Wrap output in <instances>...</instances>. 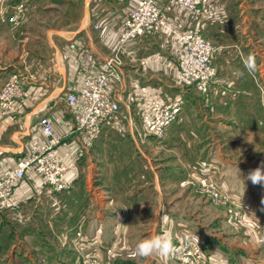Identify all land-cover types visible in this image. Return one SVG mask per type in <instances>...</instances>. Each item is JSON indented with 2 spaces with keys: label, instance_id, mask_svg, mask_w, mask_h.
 <instances>
[{
  "label": "rangeland",
  "instance_id": "374dc122",
  "mask_svg": "<svg viewBox=\"0 0 264 264\" xmlns=\"http://www.w3.org/2000/svg\"><path fill=\"white\" fill-rule=\"evenodd\" d=\"M181 3L180 0H172L173 8L177 14L188 16L187 21L183 23L182 27L184 28L168 31V28L163 27L161 20L150 28V32H143L137 37L127 38V41L123 43L120 40L121 30L124 27L127 12L119 33L117 50L110 57L114 58L122 69L121 65L127 61L124 53L127 52L129 44L137 42L141 36L153 34L158 36L162 49L173 55L172 63L174 64L167 66V63H163L162 67L161 64L155 63V66L147 65L144 72L141 69L139 72L161 76L167 79L170 84L183 87L184 90L195 96L209 118L223 119L221 123L213 121L214 127L210 129L211 134L203 138L207 141L211 140L208 137H213L217 141L213 151L212 149L207 150L212 156L207 157L206 154L204 159H207L208 162L214 160L211 162L212 164H219V159L226 162L224 165L221 164L218 169L212 167L209 171L205 169V171L197 173L187 172L189 165L186 163V156H182L181 149L166 148L164 144H160L164 142L167 130L163 137L158 138L146 128V120H144V116L151 115V107L154 102L171 105L174 101L162 102L154 97L157 95L156 92L149 91V89L137 95L142 101L148 103L147 109L144 108L145 111L140 116L139 123H133L134 126H137L135 128L136 136L147 163L142 166L143 174L147 176L150 172L151 174L159 173L168 162L170 164L178 163L184 168L185 177L176 180L173 184H169L166 179L159 177L157 179L158 191L150 200L149 197L146 198L148 201L144 202L145 210L142 212L133 211L123 214L112 212L108 216L104 214L109 220L107 223L109 229L104 235L105 239H109V244L107 243L106 247L102 249H99V245L93 246L88 250L89 252L85 246H81L78 242L69 244L76 253L73 264H224L225 260L227 264H264V185H254L247 179L248 174L264 162V129L246 124V126H228L224 120H230V114L235 107L233 103L238 93L245 97L250 94L264 96V0H199L198 3L195 2V5ZM49 4V0H34L33 2L24 0L15 3H10L9 0H0V16L3 15L4 19L7 17L12 29L16 31L24 24L25 29L30 30L31 35L41 36L40 34H46L45 32L51 28L53 23H62L59 17H63L62 21H70L76 16L77 19H80L83 15L85 2L76 0V5H73L72 9L68 2L54 5V8H50ZM157 5L161 9L163 18L162 0H157ZM213 17L216 19V27L213 30L221 31L222 35L216 36V32V35L213 36L214 34L211 33L212 21L209 19ZM39 20H43V22L40 23ZM204 20L205 25L202 26ZM61 25L66 24L63 22ZM143 30L147 31L145 28ZM187 36H189L188 41L185 40ZM198 39L211 47L208 59H205V66L202 62L199 65L198 56L194 55V60L191 59L195 51L193 48L199 45ZM23 44L22 41L15 43L12 38L0 37V56L5 57L10 53L19 56L22 52L39 49L33 39L27 41L25 45ZM249 54L255 56L257 70L254 75L249 76L245 72L243 77L238 78L234 72L237 69H243V58ZM142 55L148 57L149 54ZM143 56H138L137 63L141 66L144 65V62L140 63L142 62L140 57ZM9 57L7 60L14 62L11 59L12 56L9 55ZM138 58L131 57L133 60ZM184 59L185 62L187 59V63L191 64H187L188 67L203 66L202 76L194 75L191 71L188 72V68L185 69L183 64L181 66ZM17 70L9 71L8 76L0 80V121L14 114H24L33 106L27 97L28 79L25 74H21V71L23 73L28 71L25 68ZM122 80V75L120 79L111 80V93L119 101L122 100L118 98ZM11 84H16V89L10 93L9 100H7L8 96L5 100L4 95L8 94L6 91ZM122 107H126L125 103ZM73 111L76 117V129L88 137H94L86 130L77 128L79 112L74 107ZM117 114L112 120L117 117ZM180 116L178 120H180ZM261 119L263 117L259 118L260 121ZM42 135L46 138L45 142L41 143L44 144L48 142L49 138L44 132ZM153 140H156L158 144L153 145ZM61 142L56 145L55 149H57L56 154L65 167L63 177L66 180L68 166L59 151ZM41 144H36V146ZM214 151L216 155H213ZM149 158L153 163L152 168L149 165ZM18 162L19 160L12 164L13 166L9 165L8 169L16 168ZM3 174L0 175V178L3 177ZM32 176L37 177L45 195L51 199V202H57L56 192H62L66 187L57 190L56 186L44 183L43 175L33 170L29 171L19 178L12 187L8 195L9 201L0 194V221L11 222L13 217L16 218L14 220H17L18 217L23 222H34L35 220L37 224L48 220V213L37 217L32 211L30 213L21 210L20 204L14 197L16 188L21 182L32 178ZM146 176L144 177L145 181ZM153 186L154 184H152V188H154ZM213 188L220 192L221 198L213 192ZM166 205L179 211L173 215L174 218L165 217L163 211ZM22 216L23 218H21ZM88 218L86 213L80 215L79 221L81 222H77L76 228L78 235L85 233L84 225ZM16 227L15 229H17ZM17 231L20 232V229ZM163 232L171 233L173 243L178 249L175 255L167 259L159 256L147 258L134 256V249L139 241ZM49 235L60 237L62 240L68 237L65 230L59 231L56 225L49 228ZM26 237L25 239L30 240V248H36L31 244V236ZM67 240H65L66 243H68ZM34 252L36 253V249ZM35 264L39 263L35 262Z\"/></svg>",
  "mask_w": 264,
  "mask_h": 264
},
{
  "label": "crops",
  "instance_id": "0c3cea01",
  "mask_svg": "<svg viewBox=\"0 0 264 264\" xmlns=\"http://www.w3.org/2000/svg\"><path fill=\"white\" fill-rule=\"evenodd\" d=\"M20 1L24 0H9L10 3ZM137 1L84 0L80 19L76 16L70 21H62L63 17H59L62 23H53L46 34H40L41 36L31 35L24 24L16 31L12 29L7 17L4 19L3 15L0 16V37L12 38L15 43L22 41L23 45L33 39L39 48L37 51L22 52L19 56L10 53L14 62L7 60L9 55L0 56V80L7 77L11 70L25 68L28 71L23 73L20 70L28 79L27 97L32 102L31 105L33 104L24 114H14L0 121V175L16 161L27 156L33 145L45 142L46 138L39 125L40 115L45 114L53 118L55 127L63 136L59 151L68 166L66 187L55 194L57 202H51L45 195L37 177L32 176L22 181L16 188L14 197L21 210L30 213L32 211L37 217L48 213V220H52L36 224L35 220L23 222L18 217L17 220L13 217L11 222L0 221V264H73L76 253L69 244L79 242L87 251L93 246L99 245V249H102L109 244V239L104 238L109 229V220L104 214L108 216L112 212H142L145 210L144 202L148 201L146 198L149 197L150 200L158 191L159 177L166 179L169 184L185 177V169L178 163L166 162L159 173L150 172L146 176L142 172L143 164L147 163L136 136L137 126L133 123H139L144 108L148 107V103L137 95L148 89L156 92L154 97L162 102L174 101L182 105L180 120L167 129V136L160 144H164L166 148L181 149V154L186 156V163L189 165L187 172L197 173L205 169L209 171L212 167L218 169L221 164H225L223 159H219V164H212L214 160L208 162L204 159L206 154L207 157L212 156L207 150L213 151L217 141L213 137H208L211 140L207 141L203 139L211 134L210 129L214 127L212 122L221 123L223 119L209 118L195 96L183 87L170 84L161 76L139 72L140 69L144 72L147 65L155 66V63L162 67L163 63H167V66L174 64L173 55L162 49L155 34L141 36L137 42L127 46V52L124 53L127 61L121 65L123 80L118 98L122 100L117 117L103 126L100 136L88 137L76 129V117L67 97L82 88L86 76L96 74L106 67L107 58L117 50L125 14ZM49 2L50 8L65 2L71 6L70 9L76 5V0ZM162 6V25L169 29L165 30L184 28L182 26L188 16L177 14L172 0H162ZM209 20L212 21L210 30L213 36L220 35L221 31L213 30L216 19L213 17ZM39 22L42 23L43 20ZM63 22L66 25H61ZM204 25L205 20L202 26ZM85 51L92 54L87 66L82 62ZM144 53L149 54L148 57H144ZM132 55L137 58L143 56L140 57V63L144 62V65L137 63L139 58L131 59ZM237 95L230 120L224 119L227 125H247L264 129V96ZM123 103L126 105L124 108ZM260 117H263L262 122ZM157 144L153 140V145ZM213 155H216L215 151ZM149 165L152 168L150 158ZM163 212L166 218L172 219L179 211L166 205ZM85 213L89 217L85 225L83 224L85 233L78 236L77 222L80 215ZM55 225L59 231L65 230L68 237L62 240L60 237L50 236L49 228ZM26 236H31V244L36 247V253L30 248V240L25 239ZM66 239L68 243L65 242Z\"/></svg>",
  "mask_w": 264,
  "mask_h": 264
},
{
  "label": "built area",
  "instance_id": "2783aa9c",
  "mask_svg": "<svg viewBox=\"0 0 264 264\" xmlns=\"http://www.w3.org/2000/svg\"><path fill=\"white\" fill-rule=\"evenodd\" d=\"M199 0H180L181 4L192 5L198 3ZM150 5L153 8V12L150 14L147 10L144 13L140 12L144 10V6ZM162 13L160 7L157 5V0H139V2L128 11L124 22V27L121 30V42H126L127 38H133L139 36L143 32H150V28L161 22ZM147 29L144 31L143 29ZM185 40H189V36L185 37ZM198 46L193 48L195 51L191 59L194 60V55L198 56V60L201 65L205 66V59H208L210 45L205 44L202 40L198 39ZM197 54V55H196ZM92 54L89 51L83 53V65L87 66L90 62ZM190 58V56H189ZM106 67L99 73L86 76L83 81L82 88L76 92L70 93L67 97L68 103L71 107L78 110V126L80 130H86L92 136H100L103 126L112 120L115 114L120 110V101L115 98L111 93L112 79H120L122 72L120 66L117 65L114 58L108 57ZM188 68V72L191 71L194 75L202 72L203 66L188 67L187 59L181 63V66ZM206 68V67H205ZM204 73V72H202ZM12 79V78H11ZM16 89V84H11L8 92L5 96V100H9V95ZM5 104V103H4ZM182 113V105L175 102L171 105L161 104L154 102L151 107V115L144 116L146 120V128L151 131L158 138L164 136L166 130L175 122ZM39 125L42 128L44 134L49 138L48 142L41 144L40 146L33 145L29 151V154L21 158L16 168L7 169L0 178V194L5 200H8L12 187L16 184L19 178L23 177L29 171L33 170L38 172L44 177V183L56 186L57 190H61L66 186L65 167L60 160V157L56 154V145L62 141V134L55 128L54 120L50 115H42L39 118ZM213 192L221 198L220 192L213 188ZM80 234V233H79ZM80 236V235H78ZM79 243V242H78ZM83 246V245H81Z\"/></svg>",
  "mask_w": 264,
  "mask_h": 264
},
{
  "label": "clouds",
  "instance_id": "9594fccd",
  "mask_svg": "<svg viewBox=\"0 0 264 264\" xmlns=\"http://www.w3.org/2000/svg\"><path fill=\"white\" fill-rule=\"evenodd\" d=\"M243 69H237L234 72L238 78L243 77L245 72L251 76L254 75L257 70L256 59L254 55L249 54L243 58ZM247 179L250 180L254 185H264V162L259 167L252 170ZM124 226V225H122ZM128 227V226H124ZM197 239V237H196ZM178 251L176 245L173 243V237L169 232H163L162 234L152 235L139 241L134 249V256L141 258H147L151 256H159L167 259ZM227 264V261H224Z\"/></svg>",
  "mask_w": 264,
  "mask_h": 264
},
{
  "label": "bare ground",
  "instance_id": "6f19581e",
  "mask_svg": "<svg viewBox=\"0 0 264 264\" xmlns=\"http://www.w3.org/2000/svg\"><path fill=\"white\" fill-rule=\"evenodd\" d=\"M143 8H144V10L143 11L141 10L140 12L144 13V11L146 12L148 10L150 13L148 16L151 17V13L153 12V8L150 5H146ZM162 20H163V18H162ZM198 74H201V72Z\"/></svg>",
  "mask_w": 264,
  "mask_h": 264
}]
</instances>
